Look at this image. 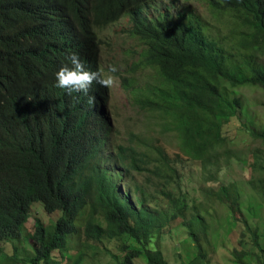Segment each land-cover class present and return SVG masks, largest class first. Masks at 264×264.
<instances>
[{
	"label": "trees",
	"instance_id": "1",
	"mask_svg": "<svg viewBox=\"0 0 264 264\" xmlns=\"http://www.w3.org/2000/svg\"><path fill=\"white\" fill-rule=\"evenodd\" d=\"M164 1L0 0V248L19 240L30 205L40 202L47 213L58 211L60 216L48 234L36 223L29 262L58 264L51 252L67 251V236L77 234L76 221L90 202L85 239H125L118 264H135L136 259L145 264L208 263L207 206L196 205L189 212L186 203L172 200L168 207L148 208L130 201V187H120L132 171L160 175L167 182L182 175L177 167L182 159H171L160 145L137 135L126 146L114 143L116 153H108L109 91L96 83L87 94L55 87V73L70 66L66 58L71 53L79 55L88 71H97L98 32L127 18L130 36L145 48L142 64L158 75L155 87L130 90L131 103L139 104L144 116L177 140L182 156L198 162L215 180L232 157L224 126L248 116L249 103L238 89H264V63L253 53L264 55V0H205L218 16L228 14L236 28L244 27L235 59L213 40L207 23L190 6L168 0L169 8L161 12ZM150 12L157 15L150 17ZM245 133L264 146V127ZM251 155V167L264 171V150L254 149ZM112 161L120 162V168H109ZM248 184L253 193L247 202L241 200L242 192L224 185L207 193L223 206L230 204L228 231L237 222L235 213L252 216L264 205V179ZM254 194L260 202H253ZM97 213L104 228L94 219ZM177 221L182 229L176 230ZM242 223L252 246L264 252V236L249 227L248 218ZM171 226L181 235L182 250L170 262L156 239ZM251 252L233 250L234 262L243 263ZM253 253L263 264L259 253ZM7 260L18 263L15 256ZM81 261V256L73 258L74 264Z\"/></svg>",
	"mask_w": 264,
	"mask_h": 264
},
{
	"label": "rangeland",
	"instance_id": "2",
	"mask_svg": "<svg viewBox=\"0 0 264 264\" xmlns=\"http://www.w3.org/2000/svg\"><path fill=\"white\" fill-rule=\"evenodd\" d=\"M178 6H190L196 15L205 21L208 25L209 33L213 40L219 43L235 59L237 53V42L241 40L246 31L244 27L236 28L233 20L228 14L218 16L210 9L205 0H177ZM169 8V1L165 0L161 8L164 12ZM157 14L150 12L149 16L154 17ZM131 27L127 18L120 19L117 23L106 27L98 32L100 38L99 66L100 69H107V66H115L117 71L114 85L109 88L110 100L108 111L111 117L113 128L112 139L116 144L128 145L132 135L142 136L151 141V143L160 145L162 150L169 155L171 159L179 157L182 161L177 164L182 175L170 178L167 182L160 175H150L147 172L137 173L132 171L125 175L124 186H128L129 195L132 200L140 206L148 208H164L171 205V201L184 202L189 207V212L194 211L192 207L201 205L206 213L204 215L207 224L208 237L204 247L208 250L207 264H240L235 263L232 257V251L251 252V256L245 257L241 264H258L254 257V251L259 253L260 260L264 264V252H258L251 244L249 231L243 225L244 218H248L249 227L256 228L260 235L264 236V205L259 213H235L237 222L229 231L226 230V218L230 216L229 205L223 206L215 198L207 197L211 188H217L219 185L227 186V189L233 188L242 192L241 200L246 201L248 195H252L253 190L248 184L250 179L257 182L258 179H264V171L253 169L251 152L254 149L264 150L260 141H256L251 135L245 133V130L252 131L253 128L260 129L264 127V89L259 87H241L238 89L240 98L249 103L248 116L233 118L223 128V135L232 147V157L227 166L223 167L216 175L215 180H211L206 171L201 168L198 162H192L182 156L177 148V140H173L168 132L159 127L147 115L144 116L139 111V104L131 103L130 90L136 89L140 85L153 88L158 83V75L155 70L144 66L143 56L145 48L136 39L130 36ZM257 60L264 63V55L255 53ZM244 125L245 128L242 126ZM134 189V191H133ZM169 193V197L164 195ZM253 202H260L259 197L254 194ZM208 201V204H206ZM90 202L85 206L84 211L78 217L76 226L78 232L76 235L67 236V251L62 255L59 250L51 253V258L58 264H74L78 257H82V264H118L123 260L124 252L120 249L125 243V239L109 240L102 237L98 240H86L83 233L87 218L90 214ZM42 205L35 203L30 209L29 218L24 226L22 235L18 241H12L10 244H4L0 248V262L3 264H31L29 258L32 257L33 247L31 235L34 232L36 223H40L46 231H50L52 224L59 217L60 213L51 215L44 213ZM94 219L104 228L105 221L100 214H95ZM178 229L171 226L170 229L162 234V238L156 239L158 246L164 256L171 262L175 251L182 250L179 244L181 235L174 232V229H182L175 222ZM44 229V231H45ZM183 232L182 230H180ZM218 234V240L213 239L214 234ZM27 238V239H26ZM261 247L264 249V242L261 241ZM211 246L215 249L212 250ZM210 247V248H209ZM228 247V248H227ZM15 256L18 263L7 260V256ZM66 255H70L69 259ZM180 257H183L180 255ZM117 258L118 261L115 260ZM44 264V263H40ZM135 264H145L141 259H136Z\"/></svg>",
	"mask_w": 264,
	"mask_h": 264
},
{
	"label": "clouds",
	"instance_id": "3",
	"mask_svg": "<svg viewBox=\"0 0 264 264\" xmlns=\"http://www.w3.org/2000/svg\"><path fill=\"white\" fill-rule=\"evenodd\" d=\"M99 50H100V48H99ZM66 59L70 62V66H69V64H65V65L61 66L59 68V70L55 73V81H56L55 87L60 88V89H65V90H67V92L69 94H71L73 92H76V93L83 92V93L87 94V92L93 91V87H94L93 85L96 83L97 85L104 87L109 91V100H110L109 88H111L114 85L115 79H116L115 76L113 75V73H115L117 71L115 66L109 65V66H107L106 70L100 69L99 54H98V65H97L98 70L97 71H88L85 68L84 64L82 63L79 55L76 53H71L70 55L67 56ZM90 100L94 101V98L90 97ZM108 105H109V101H107L106 111L108 113L109 123L111 124V117H110V114L108 111ZM112 135H113V128H112V133L110 135V141L108 142V144L106 146V150L108 153L111 152L112 154H115L116 152L114 149L116 148V144H114V142H113ZM120 166H121L120 162H117V161H112L108 164V167L112 168V169L113 168H120ZM123 179H122V182H123ZM123 186L124 185H122V187L121 186L120 187L124 191ZM124 187H127V188H125V190L128 189V186H124ZM130 201L133 204L135 203L132 200L131 196H130ZM35 203H40V202L32 203L30 205V209L32 208V205ZM137 203H135V204H137ZM30 209H29V213H30ZM42 209H44L43 205H42ZM52 213H60V212L54 211ZM52 213H47V214L51 215ZM88 218H89V216H88ZM56 220H55V222H56ZM54 223L52 224V228H53ZM52 228L48 232L46 231L45 228L44 229H45L46 233L48 234L49 232L52 231ZM83 233H84V229H83Z\"/></svg>",
	"mask_w": 264,
	"mask_h": 264
}]
</instances>
